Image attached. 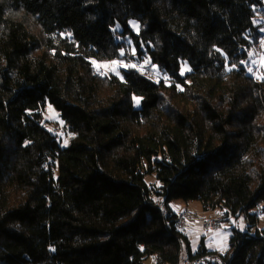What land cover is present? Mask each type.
I'll return each mask as SVG.
<instances>
[{
    "label": "trees",
    "instance_id": "1",
    "mask_svg": "<svg viewBox=\"0 0 264 264\" xmlns=\"http://www.w3.org/2000/svg\"><path fill=\"white\" fill-rule=\"evenodd\" d=\"M263 13L264 0H0V264H172L180 242L208 251L191 250L173 200L244 215L226 264H264V228L251 232L264 67L249 71ZM132 48L159 80L93 72L92 59ZM46 102L74 134L68 146L45 127Z\"/></svg>",
    "mask_w": 264,
    "mask_h": 264
},
{
    "label": "rangeland",
    "instance_id": "2",
    "mask_svg": "<svg viewBox=\"0 0 264 264\" xmlns=\"http://www.w3.org/2000/svg\"><path fill=\"white\" fill-rule=\"evenodd\" d=\"M263 21V19L261 18ZM129 26L132 28L134 32L139 31V22L135 19H131L129 21ZM115 31H120V26H115ZM125 40H129V38H124ZM264 47V46H263ZM136 53L134 49L132 48L130 51H121V58H117L112 61H100L96 59H92V63L94 65V68H104L108 69L106 73H114L119 76H121V69H126V67H134L136 63H140L141 65H145L146 62H137L132 57H135ZM116 63H113V62ZM263 62L264 67V60L263 57L261 59ZM249 68L252 69V71H255V66L258 63V60L256 58V55L253 51L249 58ZM187 65H184L182 72L186 73L188 71ZM259 73V71H256V74ZM135 98V106H140V98ZM43 115H44V125L48 129H51L54 133L58 135V138L61 142L62 146H68L70 144L71 139L74 137V134L68 131L66 124L62 121L59 112L54 108L52 104L49 102H46L45 106L43 107ZM145 180L147 183H149L150 187H153L156 185L160 186L161 183L157 181L155 174L147 175L145 177ZM151 197L155 201H159L158 197L152 192ZM262 209L263 214L258 219L257 226L252 228L251 232H255L256 229L264 228V202L262 203ZM170 209L175 212L179 213L182 210L189 208L197 212H201L203 216L207 217H214L216 219H219L222 221L223 229H215L208 232H203L199 230V226L197 227L193 221H189L187 225L182 229L185 235L188 236L190 240V247L193 252L198 250V248L202 245V242H204V245L206 248L210 249V251H217L220 253H226L229 251L230 246V239L231 236H233L235 233L233 230L245 232L248 229V222L246 221L244 215H240L237 218L235 217H229L227 220L223 216L224 211L221 209H213L210 211L205 212L202 208V205L199 201H189L185 202L183 200H173L169 203ZM255 209L253 210V212ZM185 249V246H184ZM184 253V252H183ZM182 255V254H180ZM145 264H155L153 257H149L145 260Z\"/></svg>",
    "mask_w": 264,
    "mask_h": 264
},
{
    "label": "built area",
    "instance_id": "3",
    "mask_svg": "<svg viewBox=\"0 0 264 264\" xmlns=\"http://www.w3.org/2000/svg\"><path fill=\"white\" fill-rule=\"evenodd\" d=\"M261 18L263 19V27L262 32L260 34V38L258 41L253 45V51L256 55V58L258 60L257 65L255 66L256 72L263 62L261 61L262 57L264 60V13L261 15ZM110 62V61H109ZM135 68L139 70L144 76L159 80L160 77L156 73L154 67L150 65L149 63H146L145 65H141L140 63L135 64ZM108 69L104 68H94L93 72L97 74H105ZM160 210L162 212H165V208L163 205H160ZM263 214L262 209V203H257L254 211V216L256 219V226L258 224V219ZM189 221L195 222L194 224L198 227L199 230L203 232H208L215 229H223L222 221L219 219H216L214 217H207L203 216L201 212L194 211L192 209L186 208L182 210L181 212L177 213V217L175 220V226L178 229H183ZM184 252V253H183ZM179 254L180 259L176 263L172 264H226L228 259L230 258L232 251L229 250L226 253H220L217 251H206L202 254H195L192 256H189L185 253L184 245L182 242L179 243ZM154 263L157 264L158 262V255H153Z\"/></svg>",
    "mask_w": 264,
    "mask_h": 264
},
{
    "label": "crops",
    "instance_id": "4",
    "mask_svg": "<svg viewBox=\"0 0 264 264\" xmlns=\"http://www.w3.org/2000/svg\"><path fill=\"white\" fill-rule=\"evenodd\" d=\"M263 205V204H262ZM259 228V227H258ZM202 244H204V242H202ZM205 246V245H204ZM206 247V246H205ZM208 251H210V249L207 248Z\"/></svg>",
    "mask_w": 264,
    "mask_h": 264
},
{
    "label": "snow or ice",
    "instance_id": "5",
    "mask_svg": "<svg viewBox=\"0 0 264 264\" xmlns=\"http://www.w3.org/2000/svg\"><path fill=\"white\" fill-rule=\"evenodd\" d=\"M113 63H116V62L114 61ZM249 71L251 72V71H252V69H251V68H249Z\"/></svg>",
    "mask_w": 264,
    "mask_h": 264
}]
</instances>
